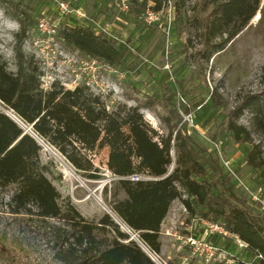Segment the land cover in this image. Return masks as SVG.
<instances>
[{
    "label": "trees",
    "instance_id": "1",
    "mask_svg": "<svg viewBox=\"0 0 264 264\" xmlns=\"http://www.w3.org/2000/svg\"><path fill=\"white\" fill-rule=\"evenodd\" d=\"M102 1L106 5L122 2ZM125 1L128 11L138 18L147 10L158 13L171 0ZM185 2L172 0L178 27L187 22ZM207 2L213 9L199 18ZM261 2L204 0L194 5L191 10L196 13L194 22L201 37L200 57L208 62L233 43ZM20 22L15 34L16 71H9L0 57V105L21 123L0 110V196L14 187L7 201L0 197L1 243L9 241L11 232L17 233L13 237L16 243L40 233L45 245L37 246L43 249L36 264H156L143 247L152 255L160 254L161 225L172 202L178 200L191 217L216 223L247 245L242 250L247 258L235 264L249 260L264 264V217L259 205L238 193L183 121L179 109L173 107L169 117L162 119L166 133H158L145 122L139 107L119 103L110 111L103 98L85 86L66 89L54 82L43 89L39 62L33 54L26 56L21 51L26 28ZM56 30V38L65 48L111 67L120 66L130 54L126 45L103 32L60 24ZM244 112L251 114V130L238 123ZM229 116L225 132L235 143L250 146L245 162L260 170L264 197V104L256 96L246 95ZM252 132L260 139L258 143L253 142ZM40 141L88 180L99 178L94 158L108 149L105 166L116 178L111 182L109 214L88 220L68 199L60 201L59 191L46 175L48 167L40 162ZM132 175L149 179L128 180ZM19 252L32 256L36 248L0 245V258L5 257L9 264H24L15 255ZM255 255L261 258L253 260Z\"/></svg>",
    "mask_w": 264,
    "mask_h": 264
},
{
    "label": "rangeland",
    "instance_id": "2",
    "mask_svg": "<svg viewBox=\"0 0 264 264\" xmlns=\"http://www.w3.org/2000/svg\"><path fill=\"white\" fill-rule=\"evenodd\" d=\"M203 1L186 0L187 22L178 27L172 0L158 13L149 11L138 18L128 11L125 0L107 5L102 0H0V57L9 71H16L15 34L22 21L26 37L21 51L26 56L33 54L39 62L43 89L54 82L66 89L85 86L100 95L110 111L119 103L139 107L145 122L158 133H166L162 119L169 117L173 107L179 109L183 121L193 129L210 157L217 160L238 193L252 203L249 193H257L260 188V170L246 164L250 146L235 143L225 132V126L231 110L244 96L254 95L264 104V0L233 43L208 62L198 54L202 49L201 37L194 22L196 13L191 10ZM212 9L211 2H207L198 13L199 18L207 17ZM40 19L48 20L55 32H40L37 29ZM59 24L80 25L96 34L103 32L126 45L130 54L118 67L91 59L61 45L56 38ZM199 104L203 106L200 110ZM250 117V113L244 112L238 123L251 130ZM252 139L254 143L260 141L253 132ZM41 145L40 162L48 167L46 175L59 191L61 202L68 199L88 220L110 212L111 182L116 178L105 166L108 149L99 151L94 158L99 178L88 180L58 152ZM221 160L228 163L232 174ZM173 167L174 164L168 168V174ZM69 171L77 178H71ZM13 190L14 187L8 188L0 197L7 201ZM259 210L264 217L260 206ZM207 225L191 217L180 201H173L160 231L163 235L160 254L153 257L159 264H226L229 259H234L235 264L247 258L229 236L211 233ZM16 235L11 232L7 235L9 241L0 245H34L36 252L32 256L26 257L21 252L15 255L24 264H36L43 249L37 246L45 245L41 234L26 235L25 242L19 244L13 239ZM189 237L197 242L195 246L189 244ZM205 244L219 248L223 254L207 261ZM0 264L9 263L1 257Z\"/></svg>",
    "mask_w": 264,
    "mask_h": 264
},
{
    "label": "built area",
    "instance_id": "3",
    "mask_svg": "<svg viewBox=\"0 0 264 264\" xmlns=\"http://www.w3.org/2000/svg\"><path fill=\"white\" fill-rule=\"evenodd\" d=\"M146 13H149V10H147ZM47 26L51 28V31H49V28ZM37 29L40 32H42V33H45V32H47V33H49V32L53 33V32H55V27L51 23H49V21L46 20V19H40V20H38V22H37ZM221 161L223 163V160H221ZM223 165L226 168V170L232 174V171L229 169L228 163L227 162H224ZM127 179L130 180V181H139V180H146L148 178L147 177H143V176L132 175L130 177H127ZM246 190L248 191L247 188H246ZM249 194H250L251 202L252 203H255L256 205L258 204L261 207V209L264 211V197H263L261 188H259L257 190V193H249ZM200 221L201 222L203 221V222H207L208 223L207 228L209 229V231L211 233H217V234H220V235H224V236L227 235V236H229L233 240V242L235 244H237L236 246L239 249L243 250V249H245L247 247V245L244 244L242 241H240L236 236L231 235V234L227 233L226 231H224V229L220 225H218L216 223H211V222H208V221H205V220H202V219H200ZM187 241L189 242V244L191 246H195L197 244V242L195 240H193L191 237H189L187 239ZM205 248L208 251V255H207V258H206L207 261L213 260V258L215 257V255H221V254H223V252L220 251V249L217 248V247H215V246H208V245L205 244ZM260 258H261L260 255H255V257H254L253 260L260 259ZM233 263H234V259H229V260L226 261V264H233ZM246 264H253V261L252 260H249Z\"/></svg>",
    "mask_w": 264,
    "mask_h": 264
},
{
    "label": "water",
    "instance_id": "4",
    "mask_svg": "<svg viewBox=\"0 0 264 264\" xmlns=\"http://www.w3.org/2000/svg\"><path fill=\"white\" fill-rule=\"evenodd\" d=\"M0 110L2 111V112H4L6 115H8V116H10L12 119H14L15 121H17L20 125H21V123L13 116V115H11L10 114V112H8L3 106H1L0 105ZM26 131H29V129H26ZM40 143V145L41 144H43L41 141L39 142ZM106 213H110V212H106ZM113 216V215H112ZM114 217V219H115V221H117V219H116V217L115 216H113ZM132 238H134V236L132 235ZM143 249H144V251L146 252V254L150 257V259L153 261V262H155L156 264H159L157 261H156V259L153 257V255L148 251V250H146L144 247H143Z\"/></svg>",
    "mask_w": 264,
    "mask_h": 264
},
{
    "label": "bare ground",
    "instance_id": "5",
    "mask_svg": "<svg viewBox=\"0 0 264 264\" xmlns=\"http://www.w3.org/2000/svg\"><path fill=\"white\" fill-rule=\"evenodd\" d=\"M52 151V150H51ZM53 152V151H52ZM53 155H54V152H53ZM56 156V155H55ZM67 171V170H66ZM66 171H64L65 173H66ZM64 173V174H65ZM70 176H71V178L73 177V178H77V176L74 174V173H72L71 171H69V173H68ZM68 175V176H69Z\"/></svg>",
    "mask_w": 264,
    "mask_h": 264
},
{
    "label": "crops",
    "instance_id": "6",
    "mask_svg": "<svg viewBox=\"0 0 264 264\" xmlns=\"http://www.w3.org/2000/svg\"><path fill=\"white\" fill-rule=\"evenodd\" d=\"M165 220V219H164ZM163 223H164V221H163ZM163 223H162V225H163ZM162 225H161V230H162ZM162 233L160 232V242H161V244H162Z\"/></svg>",
    "mask_w": 264,
    "mask_h": 264
}]
</instances>
